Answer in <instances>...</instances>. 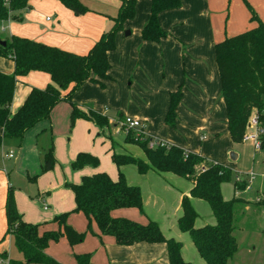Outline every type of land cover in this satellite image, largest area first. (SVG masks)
<instances>
[{
  "label": "crops",
  "instance_id": "0c3cea01",
  "mask_svg": "<svg viewBox=\"0 0 264 264\" xmlns=\"http://www.w3.org/2000/svg\"><path fill=\"white\" fill-rule=\"evenodd\" d=\"M78 1L87 8L81 15H74L60 0H28L27 7L21 11L20 21H0V39L17 36L85 55L111 27L112 18L118 14L120 1ZM243 1L249 10H245L240 0H180L178 7L159 12L157 20L166 36L158 42H152L144 41L141 37V30L150 14L151 0H137L133 18L123 23L122 29L115 35V48L107 52L109 78L100 80L103 86L86 80L73 92L71 101L84 112L93 110L100 113L112 127H117L125 117L137 119L148 137L179 147L185 152L198 154L207 162L229 167L233 172L231 178L234 176L233 184L237 175L253 170L261 171L264 157L259 152L262 148L255 150L250 141L235 143L230 138L214 53V45L217 42L258 25L256 20H251V11L258 20L264 22V0ZM239 14L242 18L248 17L249 21L240 20ZM0 71L12 73V59L0 55ZM19 79L13 91L11 113L22 105L31 87L42 89L47 85H54L49 74L42 71H29ZM177 90L181 92V98L175 109L174 125L171 126L165 123L164 117L169 106L170 93ZM70 113V104L60 101L46 119L27 130L21 139L2 140L0 264H11L10 261L38 264L25 263L23 255L14 245L13 236L6 233L5 204L9 190H12L15 208L21 219L27 223L39 224V233L58 231L60 226L54 218L69 213L75 207L73 192L66 184H78L80 180L62 181L71 194L58 190L59 194L62 192L60 195L44 197L49 192L41 188L40 184L45 176L51 174L55 164L54 160L53 168L42 173L44 154L52 145L54 159L56 146L63 138L72 142L77 133L82 132L86 134L89 142L94 134H103L102 131L108 125L101 128L92 120L77 118L71 126ZM122 141L125 142L124 136L120 143H103V148L87 144L86 147L74 149L70 144H66L67 160L73 162L80 152L98 158L97 166L84 165L75 170L80 179L83 175L105 172L115 181L121 172L127 184L140 188L142 205L140 209H114L111 216L126 218L143 225L153 221L157 223L166 239L181 243L180 252L184 261L191 264H207L197 251L189 233L180 230L178 219L183 213L181 199L185 195L190 198L196 212L194 227L215 225L216 219L208 203L190 196L192 182L185 177L153 169L140 174L132 164L118 168L111 159L112 153L130 155L146 161L139 146L124 144ZM127 149L131 154L126 152ZM9 151L13 152L12 157L6 156ZM101 151L107 155L103 162L105 166L101 163ZM10 159H13L12 166L8 163ZM248 163L250 167L245 166ZM14 172L23 176L24 188L14 187L10 181V175ZM228 183L227 181L220 185L224 200L241 199L237 200L235 205L264 209L258 202L262 197L264 185L257 189L256 198H247L244 193L251 187L252 182L246 183L243 190H235L234 185L232 190H227L224 186ZM56 186L59 188V181ZM34 198L47 202L39 206ZM41 209L45 212L42 213ZM74 216L68 215L65 222L76 232L84 233L83 240L70 245L62 236L57 242L49 241L44 249V253L58 264H77L75 255L85 254L89 255V264H168L164 242L118 245L113 236L101 234L94 221L90 222L88 228L84 214L82 224L76 223ZM234 220L233 217V235L235 229L244 231L241 224H234ZM233 258H230L227 264H232Z\"/></svg>",
  "mask_w": 264,
  "mask_h": 264
},
{
  "label": "trees",
  "instance_id": "16d2710c",
  "mask_svg": "<svg viewBox=\"0 0 264 264\" xmlns=\"http://www.w3.org/2000/svg\"><path fill=\"white\" fill-rule=\"evenodd\" d=\"M74 15H81L87 8L78 0H60ZM118 14L112 18L111 27L105 31L99 40L85 55H78L49 46L27 38L11 36L0 39V55L12 59L14 71L10 74L0 71V146L4 138L21 139L25 132L35 124L46 119L53 107L60 101H66L71 106L70 125L77 118L94 121L98 126L108 125L106 117L93 110L81 111L71 101L73 92L86 80L103 86L100 80L108 79L109 63L107 52L115 48V35L122 29L123 23L133 18L137 0H119ZM28 0H0V21L12 19L20 21L21 11L27 7ZM180 0H151L150 14L141 30L144 41L158 42L166 36L159 26V12L176 8ZM251 20L258 25L252 29L226 37L214 45L215 59L221 85V96L224 100L228 131L235 143H241L245 133L247 119L253 109L264 127V22L257 19L253 11ZM5 42L2 45L1 42ZM29 71L48 73L54 85L45 88L31 87L22 105L14 112L10 111L13 91L19 77ZM181 98V92L170 93L169 106L164 117L166 124L173 126L175 109ZM120 120V122H122ZM123 128V127H122ZM128 129L125 142L139 146L145 154L146 161L139 158L112 153L111 159L119 168L132 164L140 174L149 169L158 172H171L185 177L192 182L190 196L208 203L216 219L215 225L194 227L196 212L190 198L181 199L182 216L178 219L181 231L188 232L207 264H227L237 251V240L233 235V210L236 198L224 200L220 185L231 179L232 170L219 163L207 162L200 155L185 152L179 147L164 143L149 147L150 137H144L136 131L132 138ZM261 148L264 149V134L261 137ZM53 147L44 154L42 173L53 168ZM97 157L80 152L71 163L74 170L84 165L97 166ZM202 164L198 169L197 165ZM235 190H243L245 183L234 181ZM74 195L73 212H82L88 221H94L101 234L111 235L118 245H132L138 242H164L167 247L168 264H191L181 256V243L166 239L157 223L149 221L139 224L126 218H115L111 211L117 208L135 207L140 209L142 195L138 186L129 185L121 172L117 180H112L105 172L83 175L78 184H66ZM258 201L264 206V190ZM5 213L7 234L14 239L16 249L23 255L25 263L58 264L44 253L49 241H57L64 236L70 245L79 243L84 233L76 232L65 220L69 213L54 218L60 229L58 231H43L39 233V224L23 221L17 213L13 201L12 190L6 197ZM2 255H0L1 257ZM77 264H89V255H75ZM11 264H23L10 261Z\"/></svg>",
  "mask_w": 264,
  "mask_h": 264
},
{
  "label": "rangeland",
  "instance_id": "374dc122",
  "mask_svg": "<svg viewBox=\"0 0 264 264\" xmlns=\"http://www.w3.org/2000/svg\"><path fill=\"white\" fill-rule=\"evenodd\" d=\"M240 1L242 3V6L245 7V10H247L248 7L245 5L244 1L243 0ZM239 19L245 20L246 22L249 21L248 17L246 19L242 18L241 14H239ZM5 24L6 23H4V25ZM7 32L5 34H7ZM102 133L103 134L100 133L99 135L94 134L93 139L91 138V141L88 142L85 137L86 134L79 132L77 133L76 139H74L72 142L71 141L67 142L68 140L63 138V141L57 144L56 158L54 156V160H55L54 169L51 171V174L45 176L44 180L40 184L42 185L41 188L49 192V194H45L44 197H47L49 195H60L62 192H60L59 194L58 190L61 191L65 190L71 194L70 189L64 187L63 180H65L66 182H78L80 180V176L78 172L71 167V163H72L71 160L69 159L67 160L68 155H67L66 144H70V146L74 149L78 147H86L87 144H89V146L95 145L96 147L103 148V143H106L108 145H110V143L111 144L120 143L122 137L123 136L125 137L126 135V131L123 128H120L119 125H117V127H112L108 125L107 127H105ZM129 133L132 138L136 136L135 130H131L129 131ZM99 140H102L103 142L101 143L99 142ZM123 143L128 144L127 142L126 143L123 142ZM126 152L131 154L129 149H127ZM259 154L263 155L264 157V149L260 150ZM106 156L107 155H105L104 152L101 151L102 165H104L103 162L105 161ZM106 159H108V157ZM12 162L13 159H10L8 161L9 165H11ZM109 162L112 163L110 158H109ZM201 166L202 164L197 165L198 169L201 168ZM245 166L250 167V163H248ZM258 172H264V166L262 167L261 171ZM0 173H3L2 170H0ZM233 180H234V176L228 181L229 182L228 185L224 186V188H226L227 190H232ZM10 181L14 184V187H21V188L23 187L22 183L24 182V178L18 172L16 173L14 172L13 174L10 175ZM58 181L60 182L59 188L58 186H56ZM252 183L253 184H251V187H249V189L244 193V196L247 198H256L257 189L259 188L261 189V186L264 185V179L256 177V179L253 180ZM34 188L36 189V185H34ZM34 200L36 201V203H38L39 206H42L44 202H47V201H42L38 198H34ZM237 200H241V199H237ZM51 207L53 209L52 205ZM72 210L69 212L68 215H72V214L75 215L74 216L75 222L78 224H82L84 222L83 214L79 212L78 213L73 212ZM43 212L45 211L42 210V213ZM233 217L235 219L234 224L235 225H238V223L241 224L244 228V231H240L237 229H235L234 231V235L237 239L238 247H237V251L233 256L234 262L232 264H236V262L237 264H264V209L262 208L261 210V208H256L254 206L235 205L233 211ZM86 230H87L86 232H88V229ZM61 237H59V239ZM1 243L3 244V242Z\"/></svg>",
  "mask_w": 264,
  "mask_h": 264
},
{
  "label": "built area",
  "instance_id": "2783aa9c",
  "mask_svg": "<svg viewBox=\"0 0 264 264\" xmlns=\"http://www.w3.org/2000/svg\"><path fill=\"white\" fill-rule=\"evenodd\" d=\"M7 3L8 0H5ZM48 19V18H47ZM119 127L122 128L127 132L128 129H134L135 131L139 132L144 137H147L144 127L142 126L141 122L137 119H133L130 117L123 118V121L120 122ZM264 134V127L260 122V119L258 117V113L256 109H253L250 113L245 127V133L243 135L242 141H250L254 147L255 150L261 149V137ZM164 142L160 141L155 138H150L148 141L149 147H155L157 145H163ZM7 157H12L13 152L9 151L6 154ZM256 177L264 178V172H253L250 171L248 173H244L242 175H237L235 178V182L237 183H247L250 184ZM1 263V261H0Z\"/></svg>",
  "mask_w": 264,
  "mask_h": 264
},
{
  "label": "water",
  "instance_id": "95a60500",
  "mask_svg": "<svg viewBox=\"0 0 264 264\" xmlns=\"http://www.w3.org/2000/svg\"><path fill=\"white\" fill-rule=\"evenodd\" d=\"M1 43H2V45H4V44H5V42H3V41H2Z\"/></svg>",
  "mask_w": 264,
  "mask_h": 264
}]
</instances>
